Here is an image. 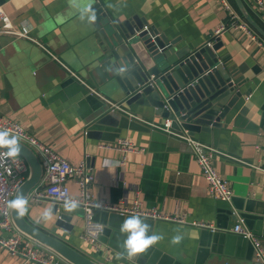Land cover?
Segmentation results:
<instances>
[{"label": "crops", "instance_id": "0c3cea01", "mask_svg": "<svg viewBox=\"0 0 264 264\" xmlns=\"http://www.w3.org/2000/svg\"><path fill=\"white\" fill-rule=\"evenodd\" d=\"M225 1L228 10L218 0H98L120 20L134 16L145 21L175 42L173 51L221 42L214 51L217 63L241 95L219 127L200 130L190 138L214 150L211 163L229 183L228 202L209 195L194 152L185 141L148 125L158 124V117L148 114L147 107L122 103V110L110 108L108 101L119 103L121 92L101 90L93 70L89 71L88 58L97 46L90 32L91 12L84 9L94 0H0V11L12 27L26 30L29 37L0 32V115L69 163L83 161L91 175L87 185L91 199L127 207L137 200L144 211L183 220L141 217L151 226L148 235L156 232L164 239L129 259L123 248L127 234L120 227L132 215L94 210V221L102 225L94 250L81 237V206L71 211L70 230L56 226L60 212H71L65 202L35 199L41 187L38 181L24 198L27 211L22 217L30 226L99 264H210L217 260L254 264L250 243L233 233L231 226L241 219L260 238L264 250V49L237 29L214 31L235 21L248 25L244 14L256 23L253 14L263 25L264 19L253 0H239L241 8L235 0ZM106 107L108 117L93 124ZM119 140L130 143L132 151H123L116 145ZM67 186L69 196L75 197L76 185L68 180ZM177 234L182 241L171 243ZM0 264L38 263L23 262L0 247Z\"/></svg>", "mask_w": 264, "mask_h": 264}, {"label": "water", "instance_id": "95a60500", "mask_svg": "<svg viewBox=\"0 0 264 264\" xmlns=\"http://www.w3.org/2000/svg\"><path fill=\"white\" fill-rule=\"evenodd\" d=\"M241 8L239 0H235ZM90 29L97 49L88 59L91 72L101 90L122 94L120 104L147 107L148 114L158 117L157 123L169 122L171 130L185 131L188 136L210 127H219L228 110L240 97L225 70L217 63L214 51L221 42L195 49L173 51L175 42L167 40L145 21L136 17L120 20L94 0ZM248 25L264 39V31L244 14ZM92 38V37H91ZM107 108V107H106ZM104 108L95 123H102L110 114ZM182 143H184L182 141ZM19 156L27 165V176L17 187L10 201L25 198L37 185L41 166L34 152L18 141ZM7 149V148H5ZM56 210V205L54 207ZM72 215L60 212L54 224L70 230ZM16 229L29 239L52 250L69 264H99L82 255L55 236L30 226L16 209L10 208ZM210 264H227L221 260Z\"/></svg>", "mask_w": 264, "mask_h": 264}, {"label": "built area", "instance_id": "2783aa9c", "mask_svg": "<svg viewBox=\"0 0 264 264\" xmlns=\"http://www.w3.org/2000/svg\"><path fill=\"white\" fill-rule=\"evenodd\" d=\"M98 1V0H95ZM224 8L228 10V4L225 0H218ZM254 8L258 15L264 19V0H253ZM0 32L11 34L17 37H26V30L14 29L7 17L0 11ZM231 27L244 33L250 40L255 41L264 49V42L245 22H232L226 25H220L215 29L217 34L220 29ZM208 44V43H207ZM111 109L122 110L120 103L109 102ZM152 128L159 129L164 133L183 140L194 152L195 161L199 167L201 175L206 180L209 195L221 200L229 201L231 189L229 183L220 177L215 171L210 153L214 151L210 147L193 140L185 131H174L169 129V122L165 120L161 125L149 123ZM0 131H8L10 136L18 137V141L27 147L34 148L39 157L41 166L40 190L35 193V199H47L53 203H63L69 200H75L83 210V226L81 237L85 239L90 246L98 249V237L102 233V225L93 219L94 210H103L117 213L119 215H138L150 219H167L176 222H183L182 218L168 217L156 212H147L139 208L140 203L135 200L131 207L122 204H106L101 201L91 199L87 190V185L91 179L87 165L81 161L77 164H71L57 154L51 147L39 143L33 136L26 133L16 122L8 120L0 115ZM116 145L123 151H132L130 143L125 140H119ZM208 150V151H206ZM8 149L0 148V247L5 249L10 255L20 257L23 262L32 261L38 264H64L62 259L52 250L38 244L31 243L22 239L18 234L10 218L9 202L17 187L27 176V165L22 157H8ZM38 159V158H37ZM76 185L78 193L75 197L68 194L67 181ZM39 183V182H38ZM199 227H206L204 223L193 222ZM231 231L243 239L247 240L252 248V259L254 264H264V250L260 238L250 232L243 226L241 219H236L231 226ZM64 262V261H63Z\"/></svg>", "mask_w": 264, "mask_h": 264}, {"label": "clouds", "instance_id": "9594fccd", "mask_svg": "<svg viewBox=\"0 0 264 264\" xmlns=\"http://www.w3.org/2000/svg\"><path fill=\"white\" fill-rule=\"evenodd\" d=\"M91 3L87 4L84 9L85 12L90 11ZM89 21H95V15L89 16ZM0 148H7L8 151L6 155L8 157H16L19 154L18 137L10 136L8 131H0ZM108 162L106 161V164ZM27 201L23 197H18L17 199L9 202V207L16 209L18 214L23 216L26 211ZM78 207L75 200H69L65 202V209L69 212L74 211ZM50 216V211L45 212V217ZM151 231V226L145 223V221L138 215L129 216L124 220L120 227V232L122 234H127V238L123 242V248L127 253V257L131 259L136 257L138 254L145 253L151 246H154L164 239L163 234L153 232L151 235L148 233ZM183 237L180 234L174 235L171 238V243L179 244Z\"/></svg>", "mask_w": 264, "mask_h": 264}, {"label": "trees", "instance_id": "16d2710c", "mask_svg": "<svg viewBox=\"0 0 264 264\" xmlns=\"http://www.w3.org/2000/svg\"><path fill=\"white\" fill-rule=\"evenodd\" d=\"M250 14V13H249ZM251 18L256 21V23L264 30V25L258 20L253 14H250Z\"/></svg>", "mask_w": 264, "mask_h": 264}]
</instances>
